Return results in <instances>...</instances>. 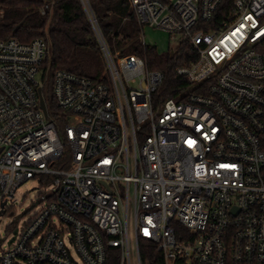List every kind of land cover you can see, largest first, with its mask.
Listing matches in <instances>:
<instances>
[{"label":"built area","instance_id":"obj_1","mask_svg":"<svg viewBox=\"0 0 264 264\" xmlns=\"http://www.w3.org/2000/svg\"><path fill=\"white\" fill-rule=\"evenodd\" d=\"M80 1L106 81L57 69L46 100L45 40L0 39V215L41 188L0 264H143L145 242L156 264H264V0H127L142 34L194 56L175 69L190 87L158 105L163 73L111 52Z\"/></svg>","mask_w":264,"mask_h":264},{"label":"trees","instance_id":"obj_2","mask_svg":"<svg viewBox=\"0 0 264 264\" xmlns=\"http://www.w3.org/2000/svg\"><path fill=\"white\" fill-rule=\"evenodd\" d=\"M88 1L111 52H118L120 56L136 54L145 60L149 69L163 73V80L153 93L155 105L168 97L182 95L190 87L188 79L175 72L177 66L194 59L188 41L182 40L175 47L159 51L142 41V27L127 0ZM45 2L49 7L42 13ZM231 4L232 0H224L221 14L230 10ZM37 36L48 47L43 64L47 81L42 86L46 100H50L51 78L57 69L106 81V75L101 74V49L80 0H0V39L14 37L27 42ZM51 107L55 114L59 113L52 103ZM140 252L143 264L160 261V254L151 243H143ZM115 261L113 256L109 264Z\"/></svg>","mask_w":264,"mask_h":264},{"label":"rangeland","instance_id":"obj_3","mask_svg":"<svg viewBox=\"0 0 264 264\" xmlns=\"http://www.w3.org/2000/svg\"><path fill=\"white\" fill-rule=\"evenodd\" d=\"M142 38L145 43L155 46L159 51H165L173 45L168 40L166 32L147 26L143 29ZM101 74L106 75L104 61ZM38 79L43 80V77L38 74ZM40 190V183L37 178L27 180L16 190L15 201H11L12 208L4 215H0V243L7 239L11 227L15 225L21 227L33 215L39 207Z\"/></svg>","mask_w":264,"mask_h":264},{"label":"water","instance_id":"obj_4","mask_svg":"<svg viewBox=\"0 0 264 264\" xmlns=\"http://www.w3.org/2000/svg\"><path fill=\"white\" fill-rule=\"evenodd\" d=\"M39 92V97H40V105H41V108L43 109V111L45 112V106H44V100H43V97L41 96V91L40 89L38 90ZM14 237L11 238V240H13Z\"/></svg>","mask_w":264,"mask_h":264}]
</instances>
